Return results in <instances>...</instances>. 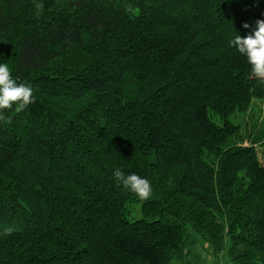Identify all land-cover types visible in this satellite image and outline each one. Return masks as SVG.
I'll list each match as a JSON object with an SVG mask.
<instances>
[{
  "label": "trees",
  "instance_id": "trees-1",
  "mask_svg": "<svg viewBox=\"0 0 264 264\" xmlns=\"http://www.w3.org/2000/svg\"><path fill=\"white\" fill-rule=\"evenodd\" d=\"M257 20L264 0H0V63L34 90L0 119V264H264V80L229 46Z\"/></svg>",
  "mask_w": 264,
  "mask_h": 264
},
{
  "label": "clouds",
  "instance_id": "clouds-1",
  "mask_svg": "<svg viewBox=\"0 0 264 264\" xmlns=\"http://www.w3.org/2000/svg\"><path fill=\"white\" fill-rule=\"evenodd\" d=\"M36 9H43V4L36 3ZM245 29L250 26L245 23ZM237 51L246 57L251 68V73L258 79L264 80V20L256 21L254 33L241 38L237 35L231 42ZM33 88L25 83H17L13 78L8 64L0 63V119H5L2 110L11 109L16 105L15 111L21 112L27 106L34 103ZM115 180L140 200H147L152 194V186L147 178L139 175L125 174L122 170H114Z\"/></svg>",
  "mask_w": 264,
  "mask_h": 264
},
{
  "label": "rangeland",
  "instance_id": "rangeland-1",
  "mask_svg": "<svg viewBox=\"0 0 264 264\" xmlns=\"http://www.w3.org/2000/svg\"><path fill=\"white\" fill-rule=\"evenodd\" d=\"M209 253H210V251H209ZM198 264H230V263L227 261V259L223 255L219 256V258H216L210 254H207L206 252H203L202 260L201 261L199 260Z\"/></svg>",
  "mask_w": 264,
  "mask_h": 264
}]
</instances>
